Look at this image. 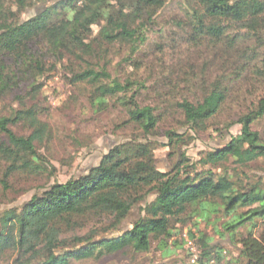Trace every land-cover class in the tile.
Listing matches in <instances>:
<instances>
[{
	"label": "trees",
	"instance_id": "trees-1",
	"mask_svg": "<svg viewBox=\"0 0 264 264\" xmlns=\"http://www.w3.org/2000/svg\"><path fill=\"white\" fill-rule=\"evenodd\" d=\"M33 1L14 0L10 6L7 0H0V100L8 96L22 99L17 92L23 86L30 87V96L41 90V77L51 57L56 65L67 62L70 85L92 89L90 101L98 111H106L110 100L121 102L126 124L133 125L143 138L116 145L88 173L54 183L0 216V263L72 264L100 260L127 249L135 254L149 253L154 243L161 251H169L176 227L196 218L219 225L220 236L231 242L241 236L237 240L239 255L227 264H264V231L257 237L260 222L264 224V184L251 183L244 173L251 164L264 160V138L254 130L264 119V96L236 122L240 134L206 153L201 163L208 169L199 172L181 153L173 170L162 172L157 168L156 150L187 144L184 134L168 133L167 144L150 140L161 119L156 109L140 107L136 101L139 92L133 90L131 79L114 80L108 68L95 61L101 47L121 45L128 50L125 61L133 63L159 13L173 0H60L22 21L20 13ZM179 4L186 7L187 19L177 25L185 31L188 43L206 42L226 58L227 65H237L232 60L234 54L241 53L242 44L253 42L250 62L257 61L256 73L264 80V0H182ZM14 7L19 11L14 12ZM89 24H97L100 32L88 42L82 30ZM235 29L238 35L232 34ZM41 46L47 57L39 54ZM245 56L239 61L243 63ZM238 69L243 71L245 66ZM236 73L223 74L210 84L203 76L197 78L193 86L199 95L177 104L189 130H208V124L233 96L231 85L241 78V74L235 77ZM130 92L134 94L129 96ZM21 114L37 116L36 110ZM13 122L0 118V137L7 139L0 138V165H6L5 180H1L4 189L9 188L6 180L17 173L42 176L46 171L35 164L34 158L41 159L35 137L16 135L10 128ZM233 125L227 126L228 132ZM231 162L235 168L228 166ZM137 206L143 215L133 229L121 230ZM105 220L110 224L102 232L74 235ZM111 231L119 235L113 236ZM211 242L205 236L198 240V263L225 264L227 253Z\"/></svg>",
	"mask_w": 264,
	"mask_h": 264
},
{
	"label": "rangeland",
	"instance_id": "rangeland-1",
	"mask_svg": "<svg viewBox=\"0 0 264 264\" xmlns=\"http://www.w3.org/2000/svg\"><path fill=\"white\" fill-rule=\"evenodd\" d=\"M59 1L35 0L29 7L23 8L20 19L27 21ZM179 1L182 0L169 2L159 13L133 63L125 61L128 50L121 45L101 47L95 63L99 62L100 67L108 68L114 80L124 82L131 79L134 83L133 90L139 92L136 96L138 105L156 109L161 119L156 135L150 136V140L167 144L168 133L184 134L183 139L187 144L179 146L178 149L166 145L156 150L157 168L162 172L173 170L180 160L179 154L185 153L190 163L202 172L209 168L201 163L206 153L223 147L232 136L240 134L241 126L236 122L241 115L252 109L257 99L264 96V80L256 73L257 61L250 62V55L255 47L253 42L242 44L241 53L234 54L235 58L232 60H236L237 65H227L226 58L217 49L210 48L206 42L188 43L185 40V31L177 25L187 19L186 7L181 6ZM7 2L10 6L14 5V0ZM18 11L14 7V12ZM99 32L97 24H89L82 30V36L89 42L97 38ZM239 33L237 29L232 32L235 35ZM39 54L47 57L44 46L40 47ZM245 55L248 56V61ZM244 56L242 63L239 58ZM46 62V72L41 77V90L30 96V87L23 86L17 92L22 99L8 96L0 100V118L14 120L10 128L16 135L35 137L34 145L41 157L34 158L35 164L46 169L42 176L17 173L6 180L9 188L4 189L1 180H5L6 165H0V216L12 208L21 207L36 193L54 183H64L72 177L88 173L91 168L97 167L103 156L116 145L143 138L133 125L126 124V109L121 102L110 100L106 111H98V106L94 107L90 101L93 92L90 87L72 86L68 82L67 62L56 65L51 57ZM240 66H245V69L241 71L238 69ZM261 69L264 70V67ZM233 72H237L235 77L241 74V78L233 81V96L225 104L221 114L208 124L205 133L189 130L177 104L185 97L193 98L196 94L199 95L193 83H196L200 76L210 84L223 74L231 76ZM133 94L130 92L129 96ZM26 110H36L37 116H21ZM232 123L235 125L228 132L226 128ZM254 130L260 132L264 138V119L255 124ZM0 138L7 141L4 137ZM228 166L235 168L232 162ZM244 173L249 176L251 183L262 181L264 184V160L251 164ZM151 200L153 197L149 198V201ZM142 215L140 206L135 207L120 229H133ZM109 224L106 220L92 224L74 235L85 236L92 230L102 232ZM262 231L264 224L260 222L257 237ZM220 232H223L220 226L213 224V221L201 222L194 218L186 226L176 227L177 235L171 238L169 251H161L158 244L154 243L149 253L135 254L127 249L114 255H106L100 260L73 261L72 264H192L193 252L190 243L195 245L200 258L201 249L197 242L202 236L211 238L212 246L218 245L227 253L224 261L227 264L239 255L241 244L237 240L241 236L238 235L235 241L231 242L228 237L222 238ZM110 234L118 236L119 232L111 231ZM242 234H245V231ZM172 243H177V247ZM167 252L170 254L167 255ZM0 264L10 262L6 260Z\"/></svg>",
	"mask_w": 264,
	"mask_h": 264
},
{
	"label": "built area",
	"instance_id": "built-area-1",
	"mask_svg": "<svg viewBox=\"0 0 264 264\" xmlns=\"http://www.w3.org/2000/svg\"><path fill=\"white\" fill-rule=\"evenodd\" d=\"M190 246H191V249H192V252H193L192 264H197L198 263L197 251L195 249V246L192 243H190Z\"/></svg>",
	"mask_w": 264,
	"mask_h": 264
}]
</instances>
